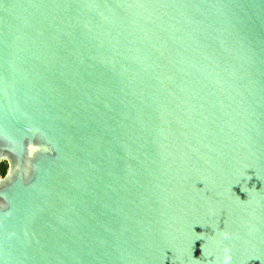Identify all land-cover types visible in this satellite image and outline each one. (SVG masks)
Here are the masks:
<instances>
[{
    "label": "water",
    "instance_id": "95a60500",
    "mask_svg": "<svg viewBox=\"0 0 264 264\" xmlns=\"http://www.w3.org/2000/svg\"><path fill=\"white\" fill-rule=\"evenodd\" d=\"M0 264H264V0H0Z\"/></svg>",
    "mask_w": 264,
    "mask_h": 264
},
{
    "label": "rangeland",
    "instance_id": "374dc122",
    "mask_svg": "<svg viewBox=\"0 0 264 264\" xmlns=\"http://www.w3.org/2000/svg\"><path fill=\"white\" fill-rule=\"evenodd\" d=\"M6 169V164L5 163H1L0 164V176H2V171H4Z\"/></svg>",
    "mask_w": 264,
    "mask_h": 264
},
{
    "label": "clouds",
    "instance_id": "9594fccd",
    "mask_svg": "<svg viewBox=\"0 0 264 264\" xmlns=\"http://www.w3.org/2000/svg\"><path fill=\"white\" fill-rule=\"evenodd\" d=\"M230 257L225 255L223 264H229Z\"/></svg>",
    "mask_w": 264,
    "mask_h": 264
},
{
    "label": "trees",
    "instance_id": "16d2710c",
    "mask_svg": "<svg viewBox=\"0 0 264 264\" xmlns=\"http://www.w3.org/2000/svg\"><path fill=\"white\" fill-rule=\"evenodd\" d=\"M4 171H5V170H4ZM4 171H2V175H3Z\"/></svg>",
    "mask_w": 264,
    "mask_h": 264
},
{
    "label": "flooded vegetation",
    "instance_id": "af4514ba",
    "mask_svg": "<svg viewBox=\"0 0 264 264\" xmlns=\"http://www.w3.org/2000/svg\"><path fill=\"white\" fill-rule=\"evenodd\" d=\"M2 163H5V162H2ZM1 164V163H0ZM6 164V163H5Z\"/></svg>",
    "mask_w": 264,
    "mask_h": 264
}]
</instances>
